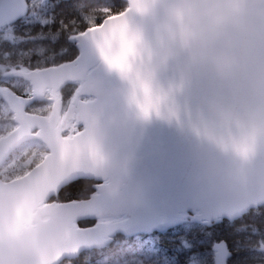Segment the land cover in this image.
<instances>
[{"label":"clouds","instance_id":"9594fccd","mask_svg":"<svg viewBox=\"0 0 264 264\" xmlns=\"http://www.w3.org/2000/svg\"><path fill=\"white\" fill-rule=\"evenodd\" d=\"M82 14L90 32L99 35L92 42L108 67L106 56L120 51L122 38L131 41L128 71L109 68L127 80L128 102L138 116L179 119L174 98L197 88L210 120H190L191 130L241 164L256 156L264 145V0H126L116 12L100 6ZM133 16L149 23L132 27ZM161 76L167 77L165 84L158 82ZM145 87L150 102L146 116L138 106L145 102ZM77 88L79 109L87 120L65 113L58 155L45 156L38 149L31 154L37 167L54 170L69 152L70 140L75 141L70 151L78 160L105 163L95 123L88 119L95 89L86 79ZM206 171L214 174L211 166ZM231 186L222 177L218 190L229 192ZM260 191L264 196V183ZM66 241L65 219L48 206V194L34 193L26 174L0 165V264H59L65 257L71 264L80 249Z\"/></svg>","mask_w":264,"mask_h":264},{"label":"water","instance_id":"95a60500","mask_svg":"<svg viewBox=\"0 0 264 264\" xmlns=\"http://www.w3.org/2000/svg\"><path fill=\"white\" fill-rule=\"evenodd\" d=\"M148 23V18H130L132 27ZM77 49L76 62L82 72L78 81L86 79L95 89L88 119L95 123L105 163L85 160L73 179L97 181L95 192L83 199L92 210L88 217L122 216L117 221L93 224L101 227L93 229L95 239L79 253L108 242L118 232L132 236L173 228L184 222L180 213L197 211L193 221L210 223L216 218L234 220L246 209L264 203L260 191L264 145L245 165L198 137L189 121L210 120L199 89H187L174 98L179 119L155 114L143 118L128 102L127 80L104 63L94 43L83 41ZM94 66L95 70L89 71ZM166 80L161 76L158 82L165 84ZM114 162L118 167H112ZM209 166L214 174L206 171ZM222 177L231 181L229 192L218 190ZM210 247L212 264H227L230 250L226 242L217 240Z\"/></svg>","mask_w":264,"mask_h":264},{"label":"snow or ice","instance_id":"6c2138e0","mask_svg":"<svg viewBox=\"0 0 264 264\" xmlns=\"http://www.w3.org/2000/svg\"><path fill=\"white\" fill-rule=\"evenodd\" d=\"M42 3L43 0H0V165L26 174L34 193L48 194V206L65 219L67 244L80 249L95 239L93 229L98 231L101 227L89 226L90 205L73 198L76 195L73 177L85 160H78L71 153L74 140L69 141V152L60 157L52 171L37 167L31 154L42 149L45 156L58 155L60 137L65 134L62 132L65 113L77 121L87 120L79 109L77 87L67 103H62V87L82 76L78 58L74 56L69 62L61 60L69 50L75 52L79 43L92 42L99 35L90 32L84 14L80 21L68 24L61 21L56 32L32 34L25 26L38 22L43 27L52 23L51 18L39 14ZM101 20L102 17L97 18L95 24L99 25ZM132 51L131 41L122 38L120 51L106 56L109 67L126 73L127 57ZM144 91L145 102H138V106L146 116L150 102L146 87ZM36 101L40 102L39 107L33 106ZM261 249L264 250V244ZM68 259H61L59 264H65Z\"/></svg>","mask_w":264,"mask_h":264},{"label":"trees","instance_id":"16d2710c","mask_svg":"<svg viewBox=\"0 0 264 264\" xmlns=\"http://www.w3.org/2000/svg\"><path fill=\"white\" fill-rule=\"evenodd\" d=\"M100 6L122 10L126 1L43 0L38 12L42 17L51 18L52 23L42 27L37 22L25 27L30 28L34 35L40 31L56 32L61 28V21L64 24L73 20L80 21L82 12ZM77 53V48L75 52L69 50L61 62L73 59ZM76 87L75 83H67L62 87L61 96L64 103ZM33 106L39 107L40 102L36 101ZM74 183L76 195L73 198L85 199L95 192L97 181L78 179ZM88 220L90 225L97 221L91 217H88ZM217 240H224L230 250L227 264H264V251L259 249V245L264 243V203L246 209L234 220L216 218L207 223L188 219L166 230L132 236L118 232L103 247H93L80 252L71 264H199L201 259L204 260L203 264H212L210 246Z\"/></svg>","mask_w":264,"mask_h":264},{"label":"rangeland","instance_id":"374dc122","mask_svg":"<svg viewBox=\"0 0 264 264\" xmlns=\"http://www.w3.org/2000/svg\"><path fill=\"white\" fill-rule=\"evenodd\" d=\"M73 83H75L76 86L78 84V82H73ZM73 94H74V92H73ZM62 103H64V102L62 101ZM66 103H64V104H66ZM81 125H82V123H81ZM195 213H197V211H195V212H184V213H180L179 214V219L182 220V221H185V220H188V219H192V217L194 216ZM121 218H122V216H109V215H104V216L96 217L95 220H97L96 223L102 222V221H111V222H113V221H117V220H119ZM107 240H108V238H107ZM199 261H200L199 264H203V261L204 260L201 259Z\"/></svg>","mask_w":264,"mask_h":264},{"label":"bare ground","instance_id":"6f19581e","mask_svg":"<svg viewBox=\"0 0 264 264\" xmlns=\"http://www.w3.org/2000/svg\"><path fill=\"white\" fill-rule=\"evenodd\" d=\"M95 67H96V66H94V67L90 68V70H89V71H94V70H95ZM81 81H83V80H80V81H78V83H79V82H81Z\"/></svg>","mask_w":264,"mask_h":264}]
</instances>
